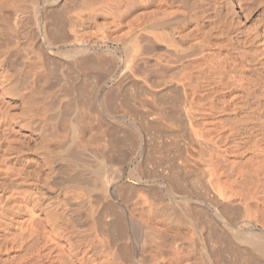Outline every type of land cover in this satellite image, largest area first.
<instances>
[{
    "label": "bare ground",
    "instance_id": "bare-ground-1",
    "mask_svg": "<svg viewBox=\"0 0 264 264\" xmlns=\"http://www.w3.org/2000/svg\"><path fill=\"white\" fill-rule=\"evenodd\" d=\"M261 2L0 0V264H264Z\"/></svg>",
    "mask_w": 264,
    "mask_h": 264
},
{
    "label": "rangeland",
    "instance_id": "rangeland-1",
    "mask_svg": "<svg viewBox=\"0 0 264 264\" xmlns=\"http://www.w3.org/2000/svg\"><path fill=\"white\" fill-rule=\"evenodd\" d=\"M256 1V0H255ZM258 2L259 1H262V0H257ZM264 1V0H263ZM255 3V2H254ZM263 5H264V3L263 2H261ZM260 4V3H259ZM262 4H260V5H262ZM256 5L258 6V3H256ZM256 6V10L258 9V8H260V6L259 7H257ZM260 10H258L257 12H259ZM260 13V12H259ZM254 17H256L257 18V16L258 15H256V14H254L253 15ZM262 17H263V15H262ZM50 65H52V64H50ZM53 66V67H52ZM51 67H49V69L50 68H52L54 71L53 72H55L56 71V67L54 66V65H52ZM55 67V68H54ZM52 69L50 70V71H52ZM128 90V89H127ZM126 90V93H127V96H126V99H129V100H131V99H133L134 101H131L132 103H133V105H136L135 104V97L133 96V94H132V92L131 91H127ZM132 94V96L129 94ZM130 95V96H129ZM131 97V98H130ZM133 97V98H132ZM144 98V97H143ZM171 99V100H170ZM137 100V99H136ZM169 100H170V102H169ZM146 101V100H145ZM164 101H165V103H164ZM174 101H175V99H174ZM173 100H172V98H166V100H163L162 99V101H161V103L159 104L160 106H163L162 104H164L166 107L165 108H168L169 110H167L168 112H169V114H170V116H172L173 117V115H174V109H176L175 111H176V113H175V115H174V117H176V118H173V119H171L172 117H166L168 114L166 113L167 111L166 110H164L165 111V114H167V115H165L164 117H166V119L163 117V118H160V119H157V120H150V121H148V117H147V115H146V113L144 114L143 113V111H142V109L140 110V108L139 107H137V106H134L136 109L135 110H137V112H136V116H138V117H140L139 119H140V121L143 123V124H145L146 125V123H147V125L149 126L148 128H149V132L150 131H154V132H156V134H157V136L160 134L161 136H162V139H161V136L159 135V137H157V138H159L160 140H159V142H158V147L159 148H157V152H158V154L160 153L161 155H165V153L167 152V151H165V149L166 150H168V152L166 153V155L164 156H159V155H157V152H156V159H155V161H154V157H152V158H150L151 156H153V154L151 155V154H149V152H151V149H150V147L149 148H147V152H146V154L144 155V158H143V162H142V165H144V171L146 170V168H149V167H151V165H153V163H155V167L157 168L156 170V173H157V175H158V177H159V179H160V181H161V183H160V190L161 191H164L165 189L164 188H166L165 186H166V184H167V182H168V184H170L171 182L173 183H171L174 187H175V189L178 187V189H177V194H181V192L183 191L182 189H184V190H186L187 192H188V190H189V192H194V191H196L197 189H198V186H197V184H195L194 182H195V180L194 179H192L191 177L193 176V175H191L190 176V173L189 172H187V168L186 169H184L185 167H183V166H178L179 164H178V162H177V164H176V161H177V159H174V158H176V157H174L173 156V154L176 156L177 154H176V152L179 150V146H180V148H182V142H181V140H179V138L181 137V135H179L178 137L179 138H177V137H175V135H174V132H173V134H172V132L171 131H173V130H175V128H176V126L177 125H181L182 124V121H181V118H180V116H178V118H177V115H179L178 113H177V108H178V102H177V104H176V102H174ZM167 102V103H166ZM145 103H148V106L149 105H151V103H150V101L148 102V100L145 102ZM168 103H171V104H169L168 105ZM173 103H174V105H173ZM138 104V103H137ZM175 104H176V106H175ZM153 105L154 104H152L151 106H149V107H151V109H152V107H153ZM170 105H172V108L170 107ZM173 106H175V108H173ZM170 107V108H169ZM173 109V110H172ZM142 111V112H141ZM137 113H143L142 114V116L140 115V114H137ZM172 113H173V115H172ZM146 115V116H145ZM147 117V118H146ZM145 119H147V121L148 122H146V120ZM167 120L168 121V124H166L167 123V121H165V120ZM170 119V120H169ZM178 119V120H177ZM174 120V121H173ZM177 120V121H176ZM151 121H153L152 123H151ZM158 121V122H157ZM162 122V123H160V122ZM150 122V123H149ZM171 123V126H170V123ZM175 122V123H174ZM179 122V123H178ZM173 123H174V127H173V130H171L172 129V125H173ZM176 123H178V124H176ZM181 123V124H180ZM151 124L153 125L152 127H151ZM155 124V125H154ZM157 124V125H156ZM159 124H161V125H159ZM166 124V125H165ZM175 124H176V126H175ZM146 125V126H147ZM159 125V126H158ZM165 125V126H164ZM167 125H169V128L171 127V129H167ZM161 126H162V128H161ZM152 128V130H150ZM155 128H157V129H155ZM158 128H160V129H158ZM163 128H164V130H163ZM166 128V129H165ZM178 128V127H177ZM155 129V130H154ZM162 129V130H161ZM157 130H158V133H157ZM166 130H170V131H166ZM165 131V132H164ZM161 132V133H160ZM163 132V133H162ZM170 132H171V134L172 135H174V137L170 134ZM166 133H169L170 135H167ZM176 133H178V131H176ZM164 134V135H163ZM170 136H172L174 139H178L179 140V142L181 143L180 145H178L179 143H178V140H177V147H178V149H177V147L175 146V144L173 143V142H176L175 140H173ZM147 137V136H146ZM148 138V137H147ZM167 138V139H166ZM158 140V139H157ZM167 141H169L168 143H166ZM171 141V142H170ZM173 141V142H172ZM171 143V144H170ZM173 143V144H172ZM166 144V146H164ZM171 145V146H170ZM163 146V147H162ZM172 146H173V148H172ZM162 147V148H161ZM174 147H176V148H174ZM165 148V149H164ZM171 148V149H170ZM161 149V150H160ZM160 151V152H159ZM164 151V152H163ZM174 151H176L175 153H174ZM163 154H162V153ZM173 152V153H172ZM169 154V155H168ZM169 157H168V156ZM170 155H171V157H170ZM149 158H148V157ZM167 156V157H166ZM160 157V158H159ZM147 159V161H144V160H146ZM149 159L151 160V161H149ZM175 162V163H174ZM152 163V164H151ZM176 164V165H175ZM149 167H148V166ZM147 166V167H146ZM173 166H176L175 168L173 167ZM146 167V168H145ZM182 167V168H181ZM179 168V169H178ZM151 169V168H150ZM150 169H147L148 170V172H149V170ZM174 169V170H173ZM146 170V171H147ZM164 170V171H163ZM183 170H184V172H185V174H184V172H183ZM147 172V173H148ZM161 172V173H160ZM177 174H176V173ZM180 174H179V173ZM181 172H183V173H181ZM146 173V172H145ZM164 174V175H163ZM169 174V175H168ZM175 174V175H174ZM163 175V176H162ZM179 175V176H178ZM174 176V177H176V178H172V177ZM183 176V177H182ZM162 178V179H161ZM165 178V179H164ZM168 178H171V179H168ZM190 178V179H189ZM172 180V181H171ZM188 180H190V181H188ZM191 180H192V182H191ZM164 181V182H163ZM179 181H180V183H179ZM185 181H187L186 183H185ZM166 182V183H165ZM175 182H177V184L175 183ZM189 182V184H187ZM179 183V184H178ZM186 185H185V184ZM190 183H193V184H190ZM170 184V185H171ZM176 184V185H175ZM180 185H182V186H180ZM183 185H185V186H183ZM193 185V186H192ZM181 188H180V187ZM186 186H188L187 188H186ZM190 186V187H189ZM196 186H197V189H195L196 188ZM192 187L194 188V190L192 189ZM163 188V189H162ZM191 189V190H190ZM180 190H182L181 192H180ZM163 199V200H162ZM162 199H161V201H162V204L163 203H165L166 201H168V202H170L171 204H174V202L172 201V200H170L169 198H168V196H162ZM164 199H165V201H164ZM170 201H169V200ZM177 202H181V201H177ZM177 202H175L177 205H179Z\"/></svg>",
    "mask_w": 264,
    "mask_h": 264
}]
</instances>
